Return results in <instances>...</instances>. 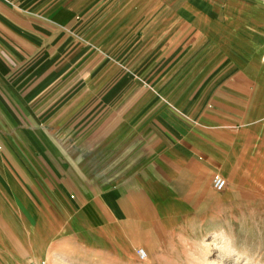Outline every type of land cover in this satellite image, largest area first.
Instances as JSON below:
<instances>
[{"label":"crops","instance_id":"crops-1","mask_svg":"<svg viewBox=\"0 0 264 264\" xmlns=\"http://www.w3.org/2000/svg\"><path fill=\"white\" fill-rule=\"evenodd\" d=\"M211 234L264 248V0H0V264Z\"/></svg>","mask_w":264,"mask_h":264},{"label":"rangeland","instance_id":"rangeland-1","mask_svg":"<svg viewBox=\"0 0 264 264\" xmlns=\"http://www.w3.org/2000/svg\"><path fill=\"white\" fill-rule=\"evenodd\" d=\"M213 241L220 245L216 250L208 246ZM153 264H264V248L261 251L252 248L243 251L222 235L211 234L198 242L180 243Z\"/></svg>","mask_w":264,"mask_h":264},{"label":"built area","instance_id":"built-area-1","mask_svg":"<svg viewBox=\"0 0 264 264\" xmlns=\"http://www.w3.org/2000/svg\"><path fill=\"white\" fill-rule=\"evenodd\" d=\"M213 187L217 191H222L226 187V180L221 176H215L213 179ZM137 254L141 260H145L147 258V253L144 249L140 248L137 250ZM30 264H48L44 261H34Z\"/></svg>","mask_w":264,"mask_h":264},{"label":"bare ground","instance_id":"bare-ground-1","mask_svg":"<svg viewBox=\"0 0 264 264\" xmlns=\"http://www.w3.org/2000/svg\"><path fill=\"white\" fill-rule=\"evenodd\" d=\"M208 246H209L212 250H216L220 245H219L218 242L213 241V242L209 243Z\"/></svg>","mask_w":264,"mask_h":264}]
</instances>
